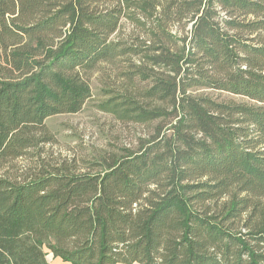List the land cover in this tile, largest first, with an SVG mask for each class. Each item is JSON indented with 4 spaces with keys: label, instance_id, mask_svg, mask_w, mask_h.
<instances>
[{
    "label": "trees",
    "instance_id": "1",
    "mask_svg": "<svg viewBox=\"0 0 264 264\" xmlns=\"http://www.w3.org/2000/svg\"><path fill=\"white\" fill-rule=\"evenodd\" d=\"M123 18L149 46L113 37ZM128 54L150 67L123 75L147 84L103 108L153 133L96 171L48 160L46 120L79 112L91 96L82 73ZM26 159L35 166L11 170ZM48 252L70 264H264V0H0V264H49Z\"/></svg>",
    "mask_w": 264,
    "mask_h": 264
},
{
    "label": "rangeland",
    "instance_id": "2",
    "mask_svg": "<svg viewBox=\"0 0 264 264\" xmlns=\"http://www.w3.org/2000/svg\"><path fill=\"white\" fill-rule=\"evenodd\" d=\"M170 29L173 34L180 35L181 28L177 25L171 26ZM113 37L121 44L135 48L145 49L150 45L149 36L144 33V29L126 18L122 19L120 28ZM175 39L177 44L172 46L177 50L182 42L178 38ZM154 41L158 45L161 39L154 38ZM143 63L146 64L142 67H150L144 57L128 54L113 63H99L93 70L82 73L90 86L91 96L79 112L57 114L46 120V125L54 136V140L45 146L48 160L59 162L67 159L76 170L96 171L104 167L100 161L102 157L112 162L115 158L127 154L129 150H136L140 137L153 133L156 123L138 124L103 108L108 100L118 94L126 90L136 92L147 84L141 81V76H135L132 83L123 75L128 71L133 72ZM189 93L208 95L220 101L249 102L245 97L213 89L193 87L189 89ZM25 166L31 168L35 166V162L27 159L16 160L11 170L21 172L27 169ZM46 258L49 264L69 263L54 257L50 252Z\"/></svg>",
    "mask_w": 264,
    "mask_h": 264
},
{
    "label": "crops",
    "instance_id": "3",
    "mask_svg": "<svg viewBox=\"0 0 264 264\" xmlns=\"http://www.w3.org/2000/svg\"><path fill=\"white\" fill-rule=\"evenodd\" d=\"M68 263V262H67ZM69 264V263H68ZM120 264H122V263H120ZM134 264H137V263H134Z\"/></svg>",
    "mask_w": 264,
    "mask_h": 264
}]
</instances>
